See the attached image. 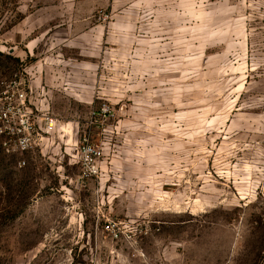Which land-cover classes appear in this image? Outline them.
<instances>
[{"label":"rangeland","instance_id":"obj_1","mask_svg":"<svg viewBox=\"0 0 264 264\" xmlns=\"http://www.w3.org/2000/svg\"><path fill=\"white\" fill-rule=\"evenodd\" d=\"M16 73L57 131L0 139V264H264V0H0Z\"/></svg>","mask_w":264,"mask_h":264},{"label":"built area","instance_id":"obj_2","mask_svg":"<svg viewBox=\"0 0 264 264\" xmlns=\"http://www.w3.org/2000/svg\"><path fill=\"white\" fill-rule=\"evenodd\" d=\"M32 90L20 74L2 81L0 90V139L2 149L8 154H44L53 142L57 131V119L32 103ZM82 177L95 176L98 172V150L83 139L80 147ZM25 164L19 159V167Z\"/></svg>","mask_w":264,"mask_h":264},{"label":"crops","instance_id":"obj_3","mask_svg":"<svg viewBox=\"0 0 264 264\" xmlns=\"http://www.w3.org/2000/svg\"><path fill=\"white\" fill-rule=\"evenodd\" d=\"M36 105V104H35Z\"/></svg>","mask_w":264,"mask_h":264}]
</instances>
